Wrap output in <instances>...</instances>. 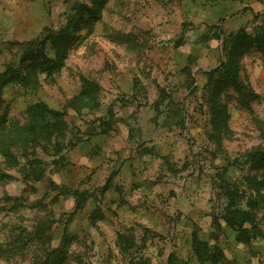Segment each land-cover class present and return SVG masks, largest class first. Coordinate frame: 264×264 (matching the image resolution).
Wrapping results in <instances>:
<instances>
[{
    "label": "rangeland",
    "instance_id": "1",
    "mask_svg": "<svg viewBox=\"0 0 264 264\" xmlns=\"http://www.w3.org/2000/svg\"><path fill=\"white\" fill-rule=\"evenodd\" d=\"M65 26L60 68L18 80L26 44ZM240 42L250 107L218 83ZM0 98L21 125L40 101L68 124L15 167L0 155V264H264V211L250 244L222 218L224 186L243 207L247 177L264 194L247 161L264 150V0H0Z\"/></svg>",
    "mask_w": 264,
    "mask_h": 264
},
{
    "label": "trees",
    "instance_id": "2",
    "mask_svg": "<svg viewBox=\"0 0 264 264\" xmlns=\"http://www.w3.org/2000/svg\"><path fill=\"white\" fill-rule=\"evenodd\" d=\"M69 29L65 26L54 35L49 34L40 40L27 43V48H25L24 55L21 58V62H27L26 68L19 70L16 78L35 89L39 83L38 75L40 73L45 72L51 75L52 72L59 69L71 39ZM240 43L233 44L230 47L229 59L222 65L218 83L233 87L241 94L242 104L250 107V93L252 92L243 85L240 79V65L237 54L243 46L242 42ZM48 45H54L55 55L50 56L47 53ZM99 89V85L95 82H85L81 92L82 96H80L85 101V105L87 103H94L95 105ZM26 114L27 120L22 125L19 124L18 120L8 118L6 114L0 116V155L9 166L19 165V159L16 155L17 149L25 153L28 149L44 148L54 142L55 146H59L68 130L64 114L50 108L44 102L40 101L28 106ZM247 157V161L251 166L255 168L264 167V150L255 149ZM3 177H5V174L0 173V178ZM261 182L257 178H246L244 183L247 184L248 189H251V193L247 197L244 207L242 202L246 196H243V191L239 188L231 190L229 185L224 186L223 195L226 197L227 203L222 218L226 226L236 232V240L243 244H250L253 238L262 233L257 221L258 211H264V194L259 189ZM194 244V252L197 258L202 260L207 251V244L198 239L194 240ZM51 256L52 254L49 253L45 264L50 262Z\"/></svg>",
    "mask_w": 264,
    "mask_h": 264
}]
</instances>
